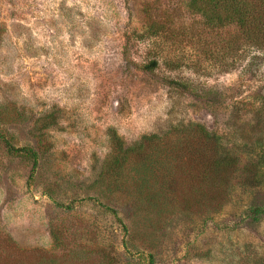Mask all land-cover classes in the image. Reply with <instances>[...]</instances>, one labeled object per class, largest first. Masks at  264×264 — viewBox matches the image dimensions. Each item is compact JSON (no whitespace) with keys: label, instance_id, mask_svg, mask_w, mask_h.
Here are the masks:
<instances>
[{"label":"rangeland","instance_id":"374dc122","mask_svg":"<svg viewBox=\"0 0 264 264\" xmlns=\"http://www.w3.org/2000/svg\"><path fill=\"white\" fill-rule=\"evenodd\" d=\"M204 21L188 0H0V130L38 155L32 171L0 138V264H264V214L246 212L264 205V56L235 61L214 45L235 28ZM196 124L240 166L212 200L183 156L204 150ZM114 134L157 135L155 204L139 201L142 171L102 190Z\"/></svg>","mask_w":264,"mask_h":264},{"label":"trees","instance_id":"16d2710c","mask_svg":"<svg viewBox=\"0 0 264 264\" xmlns=\"http://www.w3.org/2000/svg\"><path fill=\"white\" fill-rule=\"evenodd\" d=\"M188 3H190V7L196 12H200L205 19V24L210 29L214 30L217 28L223 30V28L226 29L230 26L235 28L232 35L228 37L224 35L217 37L215 41L213 40L214 45L220 44L228 50L232 49L235 54V61L237 58L241 61L246 59V56L250 52L255 55H261L262 57L264 56V0H188ZM160 30L161 27L150 28L149 34L154 37L160 36ZM209 42L211 43V41ZM156 65V61L152 60L143 65L142 68L151 71ZM173 83L175 82L173 81ZM195 137L199 140V144L204 150L200 149V147L194 149L193 146H189L184 150L183 155L184 157L185 155L189 157L191 154L195 156L193 157L194 161H188L190 163L199 161V166H193V170L197 175L196 177H199V179L195 178L196 180L193 182L196 187L199 186L197 189L209 188V192L212 193H208V199L212 200L218 196L222 197L228 192L229 187L233 183V179L237 177V172L240 168L238 159L232 156V154L224 152L222 150L224 147L220 143L221 136L210 132L203 125H195ZM0 138L4 141L9 151L24 152L27 154L33 160L32 171L35 170L38 155L33 147L13 146L1 130ZM155 138H158L157 135H145L132 145H124L121 139L114 134V147L103 163L100 175L101 179L99 183L103 188L102 190L108 193L120 192V188H123L122 176H126L133 171L135 173L136 170L137 172L142 171L144 178L141 180L140 187H144L142 189L145 195L142 198L140 197L139 201H143L144 204H155L154 202H157V199L153 198V193L157 190L155 184L150 181V173L154 172L156 167L145 162L149 157L148 153ZM139 163H141L140 167L136 169ZM256 163L264 165V150L258 156ZM253 165L250 166L253 168ZM183 167L184 171L181 173L186 178L185 173L188 171L190 174V169L185 167V165ZM149 171L150 173H148ZM248 178H250V175L246 176V182H250ZM215 191H218L217 193L219 195L214 196ZM246 212L249 218L256 221L264 214V205L250 206ZM1 248L6 249L5 244L2 243ZM8 259L7 264H31L25 256L22 257L16 253L12 257H8ZM43 259L44 257H42ZM41 264L45 263L42 262Z\"/></svg>","mask_w":264,"mask_h":264}]
</instances>
